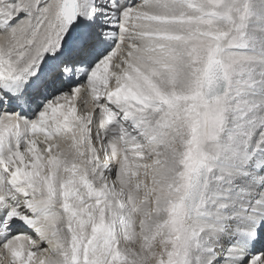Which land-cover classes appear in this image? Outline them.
I'll list each match as a JSON object with an SVG mask.
<instances>
[{
	"label": "snow or ice",
	"instance_id": "1",
	"mask_svg": "<svg viewBox=\"0 0 264 264\" xmlns=\"http://www.w3.org/2000/svg\"><path fill=\"white\" fill-rule=\"evenodd\" d=\"M0 264H264V0H0Z\"/></svg>",
	"mask_w": 264,
	"mask_h": 264
}]
</instances>
